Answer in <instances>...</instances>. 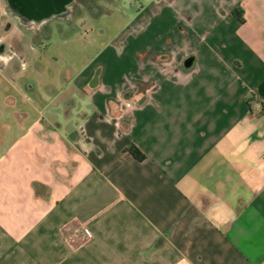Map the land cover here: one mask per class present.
<instances>
[{
	"label": "crops",
	"instance_id": "0c3cea01",
	"mask_svg": "<svg viewBox=\"0 0 264 264\" xmlns=\"http://www.w3.org/2000/svg\"><path fill=\"white\" fill-rule=\"evenodd\" d=\"M131 9L61 94L3 114L0 264H264V0Z\"/></svg>",
	"mask_w": 264,
	"mask_h": 264
},
{
	"label": "rangeland",
	"instance_id": "374dc122",
	"mask_svg": "<svg viewBox=\"0 0 264 264\" xmlns=\"http://www.w3.org/2000/svg\"><path fill=\"white\" fill-rule=\"evenodd\" d=\"M143 1H78L76 7L69 6L67 17H53L38 28L24 25L5 7L8 14L7 18L0 16V34L7 53H13L15 75L9 84L0 76V121L6 114L5 122L12 125L13 118L25 110L35 115L33 103L39 97L61 94L63 85L93 61L100 43L112 39L132 13L131 8ZM7 20L11 24L4 30ZM9 97L13 103L7 102Z\"/></svg>",
	"mask_w": 264,
	"mask_h": 264
},
{
	"label": "water",
	"instance_id": "95a60500",
	"mask_svg": "<svg viewBox=\"0 0 264 264\" xmlns=\"http://www.w3.org/2000/svg\"><path fill=\"white\" fill-rule=\"evenodd\" d=\"M80 0H5L8 11L21 23L38 28L53 17L67 15L73 2Z\"/></svg>",
	"mask_w": 264,
	"mask_h": 264
},
{
	"label": "trees",
	"instance_id": "16d2710c",
	"mask_svg": "<svg viewBox=\"0 0 264 264\" xmlns=\"http://www.w3.org/2000/svg\"><path fill=\"white\" fill-rule=\"evenodd\" d=\"M258 94L262 97H264V75L261 83L258 86ZM128 151L136 158V159H142L144 155L142 152L135 146H130L128 148Z\"/></svg>",
	"mask_w": 264,
	"mask_h": 264
},
{
	"label": "flooded vegetation",
	"instance_id": "af4514ba",
	"mask_svg": "<svg viewBox=\"0 0 264 264\" xmlns=\"http://www.w3.org/2000/svg\"><path fill=\"white\" fill-rule=\"evenodd\" d=\"M80 1H85L86 3L91 4V3H90V0H80ZM70 6H72V7H76V6H77V3H76V2H73ZM69 14H70V8H68L67 15L63 16L62 18L67 17ZM59 18H61V17H59Z\"/></svg>",
	"mask_w": 264,
	"mask_h": 264
},
{
	"label": "built area",
	"instance_id": "2783aa9c",
	"mask_svg": "<svg viewBox=\"0 0 264 264\" xmlns=\"http://www.w3.org/2000/svg\"><path fill=\"white\" fill-rule=\"evenodd\" d=\"M2 14V10L0 9V15Z\"/></svg>",
	"mask_w": 264,
	"mask_h": 264
},
{
	"label": "clouds",
	"instance_id": "9594fccd",
	"mask_svg": "<svg viewBox=\"0 0 264 264\" xmlns=\"http://www.w3.org/2000/svg\"><path fill=\"white\" fill-rule=\"evenodd\" d=\"M4 58L3 57H0V60H3Z\"/></svg>",
	"mask_w": 264,
	"mask_h": 264
}]
</instances>
